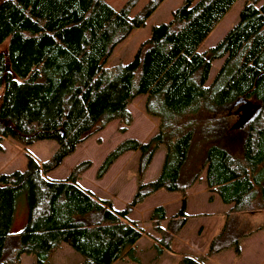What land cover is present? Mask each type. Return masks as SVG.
I'll list each match as a JSON object with an SVG mask.
<instances>
[{"label":"trees","instance_id":"16d2710c","mask_svg":"<svg viewBox=\"0 0 264 264\" xmlns=\"http://www.w3.org/2000/svg\"><path fill=\"white\" fill-rule=\"evenodd\" d=\"M161 1L132 13L137 0L118 9L105 0H0V145L10 138L25 157L22 168L0 173V264H18L22 255L45 264L61 244L78 255L77 264L138 262L134 245L143 233L155 255L172 252L188 219L186 192L201 177L207 201L216 195L228 207L202 259L226 248L238 254L241 238L264 232V224L247 229L230 217L264 210V0H245L237 21L205 50L200 44L235 0H183L168 22L150 27L128 62L107 67L113 48ZM215 59L221 63L207 83ZM138 95L157 121L155 133L145 142L122 139L95 173L101 178L119 156L136 151L139 177L163 146L156 177L137 183L125 209L78 184L88 160L63 179L46 177L110 121L123 132ZM41 140L56 143L43 161L25 149ZM160 189L179 192V206L169 217L154 206L148 232L128 212ZM20 194L25 221L12 233ZM201 261L183 255L175 264Z\"/></svg>","mask_w":264,"mask_h":264},{"label":"rangeland","instance_id":"374dc122","mask_svg":"<svg viewBox=\"0 0 264 264\" xmlns=\"http://www.w3.org/2000/svg\"><path fill=\"white\" fill-rule=\"evenodd\" d=\"M113 9H118L126 0H105ZM148 0H137L132 13L140 9ZM245 0H235L228 11L214 26L208 36L200 44L199 50H205L217 43L225 32L237 21V14ZM183 0H162L155 10L147 17L144 25L135 29L127 38L118 43L112 50L107 67L128 62L138 45L149 35L152 25L166 23L171 19V12L182 4ZM5 43L0 45V51L5 50ZM221 59L212 61L207 83H209L220 65ZM144 95L136 96L127 106L131 122L123 132L118 131L120 123L112 120L105 127L83 142L76 145L74 151L67 155L60 165L46 173L49 179H63L70 169L81 161L88 160L89 167L81 173L80 184L90 188L102 199L108 200L117 209H125L132 197L137 183L153 180L162 162L164 148L159 145L148 166L137 177L138 152H126L119 156L111 165L109 171L97 179L96 170L106 155L116 143L125 138H133L145 142L156 130V119L147 115L143 109ZM244 116L249 117V112L244 110ZM56 148V143L51 140L36 141L25 147L35 158L43 161L50 157ZM197 148V147H196ZM23 148L10 138L2 140L0 145V173H8L12 170L22 168L25 164ZM196 153V151H195ZM198 160L191 164L197 165ZM139 178V180H137ZM210 193L207 191L204 181L195 182L186 192L185 212L188 219L179 231L178 237H174L172 252L163 251L155 255L151 248V239L145 233L134 245L135 256L138 262H132L126 258L117 260L113 264H175L180 256L189 255L193 258H201L202 264H264V232L253 231L249 236L239 240V253L235 254L232 248H226L208 258H203L206 246L210 238L215 235L223 222L227 205L223 204L216 195L207 201ZM180 193L158 190L136 205L128 212L130 219L136 220L138 224L148 232L150 224L148 216L151 209L161 205L167 217L173 215L179 206ZM25 198L20 194L16 198L13 224L11 232L21 230L25 221ZM236 225L242 224L244 228H254L264 224V210L253 212H235L230 215ZM79 257L64 244L56 249L47 259L45 264H77ZM18 264H35L29 255H22Z\"/></svg>","mask_w":264,"mask_h":264},{"label":"crops","instance_id":"0c3cea01","mask_svg":"<svg viewBox=\"0 0 264 264\" xmlns=\"http://www.w3.org/2000/svg\"><path fill=\"white\" fill-rule=\"evenodd\" d=\"M110 122H112V121H110ZM110 122H109V123H110ZM154 133H155V131H154ZM154 133H153V134H154ZM153 134H151V135H153ZM151 135H150V136H151ZM150 136H149V137H150ZM137 157H138V156H137ZM111 165H112V164H111ZM111 165H110V167H111ZM110 167L107 169V171H109ZM107 171L104 173V175L107 173ZM104 175H103V176H104ZM80 181H81V180L79 179V180H78V184H79L80 186L84 187L83 185L80 184ZM84 188H86V189H88V190H90V191L93 192V190H91L90 188H87V187H84ZM164 211H165V210H164ZM165 215L167 216L166 212H165ZM180 230H181V229H180ZM180 230H179V231H180ZM179 231H178V235H179ZM178 235L176 234L175 237H178Z\"/></svg>","mask_w":264,"mask_h":264}]
</instances>
